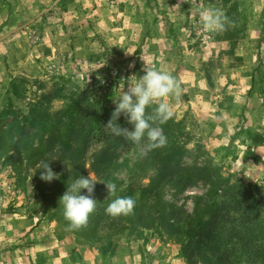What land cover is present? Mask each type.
I'll list each match as a JSON object with an SVG mask.
<instances>
[{"label": "rangeland", "instance_id": "1", "mask_svg": "<svg viewBox=\"0 0 264 264\" xmlns=\"http://www.w3.org/2000/svg\"><path fill=\"white\" fill-rule=\"evenodd\" d=\"M238 4L247 34L230 56L221 32L203 31L200 24L205 8L223 13L219 0H0V38L10 33L0 42V112L12 102L13 120L27 127L35 124L34 107L55 119L62 103L44 102L42 95L59 78L109 109L145 68L167 72L181 88L180 100H169L180 142L194 155L200 147L199 162L223 165L233 179L256 187L264 198V144L257 147L247 136L264 137V0ZM42 15L45 22L35 23ZM97 53L104 56L95 58ZM6 54L16 59L8 71L25 87L23 98L11 94L9 72L1 62ZM7 126L0 120V135ZM31 131L28 140L35 148L40 133ZM107 134L104 126L94 133L83 160L82 171L96 183L93 164ZM7 142H0V264H185L179 246L166 236L141 238L126 231L110 237L104 255L107 242L64 231L44 215L36 179L42 160L58 158L41 148V160L37 154H21L15 162L8 158L13 149ZM144 154V141L120 147L116 162L124 167L115 175L126 179V167ZM205 188L202 183L188 188L177 205L191 212L193 198Z\"/></svg>", "mask_w": 264, "mask_h": 264}, {"label": "trees", "instance_id": "2", "mask_svg": "<svg viewBox=\"0 0 264 264\" xmlns=\"http://www.w3.org/2000/svg\"><path fill=\"white\" fill-rule=\"evenodd\" d=\"M175 1L169 0L171 4ZM219 2L226 17L221 37L229 44L226 53L233 56L238 42L246 37L247 27L240 19L238 0ZM24 3L29 8V4L26 1ZM45 20L46 16L42 15L35 23ZM101 56L104 55L97 53L95 58ZM1 62L9 72L7 75L11 94L15 98H23L25 87H19L17 80L8 71L9 62L12 65L16 63L15 57L3 55ZM42 96L44 102L62 103V109L53 117L55 119H48L34 107L35 124L30 122L29 127L26 124L20 125L13 120L15 114L12 102H9L7 109L0 112V120L9 127L0 135V142L8 141L6 146L8 150L13 149V153L12 157H7L13 158L15 162L16 158L21 159V154L27 157L37 154L39 157L42 154L41 148H46L47 154L58 158L55 162L42 160L48 162L52 171L58 174L57 179L50 183L42 181L40 168L37 169L36 179L44 215H49L64 231L77 237L107 242L104 255L110 248V237L128 231L138 233L141 238L155 233L172 239L179 246L185 264H264V198L260 191L250 184L233 179L223 165L208 159L199 162L203 155L200 147V153L194 155L188 149V144L180 142L173 117L158 125L167 138L166 145L148 150L144 141L145 154L131 167H126V179L115 175L124 167L116 162L115 155L129 141L123 136L112 135L108 129L106 146L93 164L98 179L92 194L97 201L96 209L89 216L86 227L69 230L58 200L72 180L78 176L87 177L82 171L84 156L94 133L109 121L115 103L109 109L101 107L91 102L84 90L63 78L54 81L50 90ZM25 121L28 122V119L25 118ZM116 123L132 130V125L127 123L123 114ZM31 129H35V134L40 133L39 145L35 148L32 147L31 139L28 140ZM45 136H48V140L41 143ZM247 136L257 147L264 144L261 134L248 132ZM6 153L5 150L2 154ZM186 157L191 158V161H185ZM145 179H148L146 183L143 181ZM107 182L117 185L114 195L108 196L103 184ZM199 183L206 188L202 195L193 198L191 212L186 211L183 205L178 206V196ZM81 194H85V191L82 190ZM169 194L172 199H168ZM116 197H131L135 200L130 215L111 217L105 213L108 203Z\"/></svg>", "mask_w": 264, "mask_h": 264}, {"label": "clouds", "instance_id": "3", "mask_svg": "<svg viewBox=\"0 0 264 264\" xmlns=\"http://www.w3.org/2000/svg\"><path fill=\"white\" fill-rule=\"evenodd\" d=\"M200 24L203 31L221 32L225 28L226 17L216 8L208 7L199 13ZM128 85L127 90L120 91L118 99L114 102L115 109L105 128L117 137L123 136L133 145L146 142L148 150L162 148L167 143L163 129L158 125L164 124L173 116V105L170 98L179 101L181 88L176 79L167 72L152 68H145L144 74ZM154 106V108H153ZM146 109H153L147 113ZM123 114L132 130L120 127L116 121ZM38 167L40 179L51 182L58 178L49 167L48 162H41ZM97 184L90 175L78 176L66 186V191L59 198L58 204L62 206V214L67 221L69 230H79L87 226L89 216L95 211L97 201L93 199L94 186ZM108 196L114 195L117 185L112 182L103 183ZM82 190L85 194H81ZM135 200L131 197H116L112 199L105 213L111 217L127 216L133 212Z\"/></svg>", "mask_w": 264, "mask_h": 264}, {"label": "water", "instance_id": "4", "mask_svg": "<svg viewBox=\"0 0 264 264\" xmlns=\"http://www.w3.org/2000/svg\"><path fill=\"white\" fill-rule=\"evenodd\" d=\"M57 1H59V0H57ZM32 21H33V20H31L30 22H32ZM30 22H29V23H30ZM27 24H28V23H27ZM27 24L24 25V26H22V27H19L18 29H21V28H23V27H26ZM15 31H16V30L12 31V33L15 32ZM9 34H10V33H8V34H6V35H3V36L0 38V42H1L4 38H6Z\"/></svg>", "mask_w": 264, "mask_h": 264}]
</instances>
